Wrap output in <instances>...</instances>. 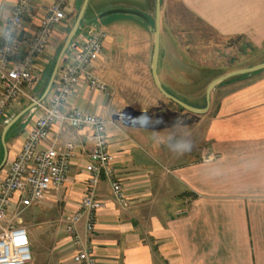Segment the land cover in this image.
I'll return each instance as SVG.
<instances>
[{
  "label": "crops",
  "instance_id": "0c3cea01",
  "mask_svg": "<svg viewBox=\"0 0 264 264\" xmlns=\"http://www.w3.org/2000/svg\"><path fill=\"white\" fill-rule=\"evenodd\" d=\"M53 1L35 0V17L26 18L25 36L35 32ZM124 1L114 0L96 8L81 40L74 42V37L60 64H66L73 50L91 34L106 33L101 55L91 71L103 80L115 82L117 91L105 92L81 81L65 106L66 111L97 114L108 123L114 168L129 200L127 207L121 206L109 178L101 177L96 194L103 207L97 212L91 239L99 264H264V69L237 75L235 82L220 91L214 114L203 116V120L198 116L210 108L206 113L195 114L176 103L178 108L141 94L135 91L133 75L126 73L128 67L124 77L118 75L119 56L114 52L131 51L140 36L147 49L154 20L151 8L156 0H126L129 5ZM177 1L220 34L245 38L259 49L264 45V0ZM16 2L0 0V30ZM80 2L83 0L69 1L67 20L58 29L68 28V18ZM118 8L138 10L147 19L129 13L126 14L135 18L119 16L120 13L101 16ZM109 26L114 32L106 29ZM125 27L130 28L129 32L124 31ZM64 35L55 30L51 44L37 61L33 80L26 86L28 96H21L8 116L0 119L7 123L34 102L20 107L35 93L39 73L49 67ZM171 51L166 61L160 44L158 77L168 92L185 101L190 94H176L166 84L195 83L196 62L181 44ZM233 62L230 64L242 60L236 58ZM41 115L42 109L33 106L10 128L6 136L9 163L17 157L31 126ZM198 122H205L199 137ZM91 132L90 127L77 129L66 123H53L40 148L63 149L67 142L75 144L66 183L51 190L40 203L24 209L20 194L11 201V222L26 226L30 242L45 246L44 256L35 264H78L74 260L76 247L65 226L70 214L80 208L88 185ZM7 170L8 166L0 170V189ZM78 229L85 237L84 222ZM50 240L55 243L52 251ZM33 263L32 259L28 264Z\"/></svg>",
  "mask_w": 264,
  "mask_h": 264
},
{
  "label": "built area",
  "instance_id": "2783aa9c",
  "mask_svg": "<svg viewBox=\"0 0 264 264\" xmlns=\"http://www.w3.org/2000/svg\"><path fill=\"white\" fill-rule=\"evenodd\" d=\"M69 1L54 0L41 17L35 32L25 36L28 30L26 18L35 17L32 11L35 0H17L9 19L0 30V116L6 115L21 96H28L26 86L33 80L37 61L51 44L56 28L66 22ZM105 37L104 31L91 34L73 50L68 62L60 67L49 97L45 102L38 103L42 115L31 126L17 157L8 165L0 189V264H28L33 259L27 227L11 222L9 207L15 194H20V205L24 209L40 203L51 190L67 181L75 144L67 142L63 149L53 146L40 148L55 122L77 129H92V147L86 166L88 185L80 208L70 214L65 226L76 247V263L99 264L91 239L97 212L103 207L96 194V187L103 175L109 178L119 204L123 207L129 205L114 168L115 155L110 148L107 122L97 114L65 110L75 86L81 81L105 92L110 90V85L91 71L92 64L101 55ZM82 222L85 237L78 229Z\"/></svg>",
  "mask_w": 264,
  "mask_h": 264
},
{
  "label": "rangeland",
  "instance_id": "374dc122",
  "mask_svg": "<svg viewBox=\"0 0 264 264\" xmlns=\"http://www.w3.org/2000/svg\"><path fill=\"white\" fill-rule=\"evenodd\" d=\"M113 1L114 0H90V3L84 16V20L82 21V25L74 39V42H78L81 40V37L86 31L89 18L92 16L96 8H101L103 7V5L110 4ZM126 2L131 3L129 0ZM129 3L126 4L129 5ZM155 4L156 3L154 1L151 8V15L154 17V22L150 28L149 45L147 46V49L144 47V43H146L143 40L144 38L142 39V37L140 36L135 41V47L131 51L122 49L118 52H114L119 56L117 58V63L120 66L118 68V75L124 77L125 70L128 69V72L126 73H128V75L132 74L133 76H131L133 77V80L136 83L135 91L138 90V92L140 91L141 94L146 93L149 95V97L155 96L159 101L162 102L163 100V102H165V104H167L168 106L178 108V105L165 98L163 94L159 91L154 82L152 74V56L154 49L156 15ZM81 5L82 2H80L77 8L73 11V13L70 14L68 18V28H62V30L60 28H56L57 31L65 34L63 39L61 40L60 47L58 48L54 58L50 61V65L47 70L45 69L43 73H39V83L37 89L35 90V93L31 94L27 101L20 107L24 105L26 106L32 103L33 101L38 100L42 96L50 80L56 57L65 41L67 34L69 33L70 29L76 21ZM118 15L133 16L135 18L134 15H129L126 13H120ZM106 29L110 32H114L113 29L110 28V26ZM129 30V27L124 28L125 32H129ZM177 44H181L183 47H185L186 54H190V56L192 57L191 59H195L196 82L193 83V81H191V83H179L170 81L166 85L171 91L176 94H190L191 97L186 98L185 101H189V103L191 102L192 104L197 105L201 108H205L206 106V90L212 80L232 70L255 65L264 61V45H262V47L259 49L253 47L250 43H248L245 38L236 36H224L204 21L189 14L188 11L177 0H164L161 10V48L163 51V55L166 58V61H168L169 57L172 54L171 49ZM185 58L189 59L187 56ZM236 58L241 59L242 62L235 65L230 64L234 63L233 61ZM236 78L239 77L236 76L226 81H223L213 89L211 94L210 110L204 115H199L198 119L202 118L203 120V116H206L209 113L211 115L214 114L218 106L220 91L227 84L235 82L233 80H236ZM104 80L110 85L109 93L114 94L117 91V84L105 78ZM193 95L194 97H192ZM6 116H3V118H6ZM5 124L6 122L0 119V163L4 158V148L1 142V133ZM204 127L205 122H202L201 124H199L198 122V137L199 130L204 129ZM6 146L9 151L8 142H6ZM8 165L9 161L7 160L4 168ZM10 218L12 217L10 216ZM24 223L28 226L27 220H24ZM52 237L53 236L51 235L49 238ZM50 245L52 251L55 247V243H52L51 241ZM37 251L38 255H36ZM31 252L33 256V264H35V261H40L44 256L45 246L42 244H34L33 242H31Z\"/></svg>",
  "mask_w": 264,
  "mask_h": 264
},
{
  "label": "water",
  "instance_id": "95a60500",
  "mask_svg": "<svg viewBox=\"0 0 264 264\" xmlns=\"http://www.w3.org/2000/svg\"><path fill=\"white\" fill-rule=\"evenodd\" d=\"M90 0H83V3L81 5V8L79 10V13L77 15L76 21L73 24L72 28L70 29L65 42L63 44V47L57 57L51 78L49 80L48 86L44 92L43 98L37 101H34L30 106L26 107L25 109H23L22 111H20L17 115H15L9 122L6 123V125L3 127L2 129V133H1V141L4 147V158L0 164V170L3 169V167L5 166L7 160H8V149L6 146V136L8 131L10 130V128L33 106L38 105V103L42 102V100H44V98L47 97V95L49 94V92L51 91V88L54 84L55 78L57 76V73L59 71L60 68V64L62 62L63 56L66 52V50L68 49L69 45L71 44L72 40L74 39V37L76 36L82 21L84 20V16L86 13V10L88 8ZM161 8H162V0H156V17H155V38H154V49H153V57H152V74H153V78H154V82L157 86V88L160 90V92L169 100L173 101L174 103L178 104L179 106L185 108L186 110L195 113V114H203L206 113L210 106H211V93L213 88L218 85L219 83H221L222 81L229 79L233 76H237V75H243V74H250V73H254L260 70L264 69V62L256 64L254 66H250V67H246V68H240V69H236L233 71H230L220 77L215 78L213 81L210 82V84L207 87L206 90V100H207V106L205 108H198L195 106H192L188 103H186L185 101L177 98L176 96H174L173 94H171L170 92H168L164 86L162 85V83L159 80L158 77V63H159V55H160V44H161ZM113 13H129V14H134L137 16H140L144 19H147L146 15L138 10H134V9H126V8H118V9H112V10H108L106 12H104L103 14H101V16H105V15H109V14H113Z\"/></svg>",
  "mask_w": 264,
  "mask_h": 264
},
{
  "label": "trees",
  "instance_id": "16d2710c",
  "mask_svg": "<svg viewBox=\"0 0 264 264\" xmlns=\"http://www.w3.org/2000/svg\"><path fill=\"white\" fill-rule=\"evenodd\" d=\"M152 22H154V20H152ZM81 25H82V23H81ZM54 68V67H53ZM53 71V70H52ZM52 74V73H51ZM194 106H196V107H198L197 105H194ZM181 109H184V108H182V107H180ZM1 164V163H0Z\"/></svg>",
  "mask_w": 264,
  "mask_h": 264
}]
</instances>
